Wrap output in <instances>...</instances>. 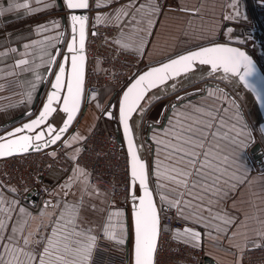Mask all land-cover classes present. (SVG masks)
Returning <instances> with one entry per match:
<instances>
[{"label":"snow or ice","instance_id":"obj_1","mask_svg":"<svg viewBox=\"0 0 264 264\" xmlns=\"http://www.w3.org/2000/svg\"><path fill=\"white\" fill-rule=\"evenodd\" d=\"M42 2L36 0L37 4ZM61 3L67 9L66 26L59 20L38 25L36 32L41 39L24 43L22 52L16 47L0 51V58L10 53L19 57L0 69V79L4 80L0 90L11 88L22 73H29L33 80L27 82V98L31 101L38 84L44 82L45 76L52 77L48 81L51 90L36 118L0 135V159L43 153L56 160L60 155L70 161L67 171L71 174L59 186L62 193L56 194L59 198L45 200L31 210L17 199L16 186L0 180V264H103L96 255L101 239L124 246L130 233L129 264H160V239L166 230L162 219L172 210L184 222L181 228L167 229L178 244L194 253H202L209 245L230 253L234 264H254L252 254L264 255V218L248 212L241 216L234 197L253 182L250 160L264 145V125L258 122L249 125L236 101L230 100L223 90L204 89L208 97L220 103L194 105L189 101L183 109L179 104L173 105L168 127L160 130L162 137H152L157 145V159L149 165L134 131L138 125L132 121L134 113L143 115L158 98L148 96L151 90L188 74L197 64L209 65L212 73H222L221 79L238 77L264 109V76L258 74L256 62L244 48L231 46L243 45L246 40L233 35L234 26L225 25L223 35L228 42L213 41L208 46L168 57L166 62L150 65L129 80L118 102V122L126 141L131 225L125 211L114 209L107 213L98 231L81 216L82 211H97L96 204L86 205L85 195L90 200L106 197L91 183V173L80 163L81 153L88 150L86 144L92 130L88 134L79 131L69 134V129L83 103L95 101L100 116L109 120L117 119L114 111L117 106L102 103V89L86 87L90 75L89 36L99 37V29L104 27L115 32L104 39L113 51L142 58L157 32L160 17H167V5L162 0H61ZM260 3L264 4V0ZM44 7L50 5L44 3ZM228 8L230 11L223 19L235 24L243 15L241 0H230ZM14 9L40 10L24 0L9 4L7 9L0 8V16ZM167 12L200 16V9L182 5L167 7ZM91 13L95 15L90 16ZM101 63L96 61L97 66ZM171 87L175 89L177 85L173 83ZM177 100L182 102L184 97L177 96ZM58 108L64 119L61 125H54L49 119ZM256 135L260 137L259 144ZM57 144L59 153L56 149L45 151ZM261 176L264 177V170ZM151 177H155L154 188L150 185ZM36 180L43 183L40 175ZM75 186L80 187L81 197L79 201H70L67 198ZM229 200L231 209L227 206ZM233 209L237 211L234 213ZM205 264L218 262L207 260Z\"/></svg>","mask_w":264,"mask_h":264},{"label":"crops","instance_id":"obj_2","mask_svg":"<svg viewBox=\"0 0 264 264\" xmlns=\"http://www.w3.org/2000/svg\"><path fill=\"white\" fill-rule=\"evenodd\" d=\"M23 2L24 0H0V8L7 9L9 4ZM28 2L32 8H39L40 10L32 12L25 9H14L13 11H5L4 15L0 16V51H4L10 47H16L22 52L24 43L31 40L41 39L42 36L36 32L38 25L47 24L52 20H59L63 26L62 15L66 12V9L61 11L59 9L57 0H43V2L40 4H37L36 0H28ZM121 2H123V0H121ZM162 2L166 3L167 7L170 8H176L177 5H182L189 9L198 8L200 9V16L192 17L185 13L167 12L166 7L165 12L167 17H160V23L157 26V32L153 36L152 43L149 45L146 53L143 56L147 67L164 62L168 57H174L175 55L182 54L187 50H193L197 46L208 45L213 41L226 43L228 42L227 38L223 35L225 25L234 26L236 31L233 33V35L238 37L244 26L249 25L250 23L251 16L246 0H241V12L243 15L242 18L235 24H233L232 21H225L223 19V16L230 11L228 8L230 0H162ZM44 3L49 4L50 7L45 8ZM94 15L95 13L90 14V16ZM244 16H246L247 19H244ZM189 20L192 21L191 24L188 23ZM17 58L19 57L11 53L7 57L0 58V69H4L6 66L11 65ZM40 71L43 73L44 69L41 68ZM32 80L33 77L31 74L22 73L18 77V82L12 85L11 88L6 86L5 90H0V127L9 121H12L13 119L20 117L21 115L28 112L29 109H31L42 85L38 84L36 90L32 93V100L29 101L27 98V92L29 90L27 82ZM201 82L202 85H204L206 82L211 81H201L197 79V76L194 77L190 75L187 78L173 81L170 83V85L160 88L149 95H155L158 98L151 102V106L143 114V121L145 124L142 123L138 128L141 144L143 145V155L147 159L149 165H152L157 159V145L152 140V137L154 135L162 137L163 133L160 131L161 128H154L150 132V139L149 142H147L145 133L146 123L149 122L158 126L162 125L163 117L166 114L165 106L173 102L166 101L158 111H155V108L157 107L156 105H158L161 101H165L166 98L169 97L175 99L181 93L190 91V88L196 85V83ZM0 83H4V80L0 79ZM173 83L177 85L175 89L171 87ZM193 89L196 90L199 88H195L194 86ZM200 90L202 93L203 89ZM102 91V103L106 105V101L108 100L107 95L111 94V92L115 93L116 89L114 87H105L102 88ZM232 95L237 100L235 94L232 93ZM236 95L238 96V94ZM228 98L232 100L229 96ZM185 99L186 100L180 104L181 109H183V107L187 105L189 101L193 102L198 99L204 104L215 103L214 99L208 97L206 93L201 96H193L192 98L187 97ZM95 104V101L90 102L88 109L89 113L87 112L85 114L76 131H79L82 134H88L90 129L92 131L94 129H111L109 122L103 120L100 116ZM172 116L173 110L170 113L164 128L168 127V121L172 118ZM249 124L251 125L250 121ZM13 127L14 126L8 127L3 131H0V135L12 129ZM160 159L163 160V153H160ZM250 164L253 168L251 173L253 182L249 187L241 189V191L234 198L237 200V209L240 211L241 216L244 212H248L250 215H259L261 218H264V177L261 176V170L258 169V167H255L251 161ZM67 170L68 169H61L58 167H54L50 170L48 177L45 179V183L52 187L51 193H53V195H48L46 198L40 197L38 201H34L33 199L24 201L18 196L17 199H20L31 210L35 208L36 205L42 204L45 200L59 198V196L56 195L57 193H60L59 186L63 184L67 180L68 175L71 174ZM151 184L154 188L155 177H151ZM101 192L106 194L103 191ZM60 195H62V193H60ZM80 197V187L75 186L72 189V194H70L67 199L70 201H79ZM84 199L86 205L92 203L96 204L97 211H82V219L89 226L99 231L101 225H103L105 222L107 213L111 210H114L113 208H110L109 197L106 194V197L101 196L99 199L90 200L85 195ZM231 203V200H229L227 204L230 209ZM237 209H233L232 211L235 213ZM118 210L125 211L124 209ZM127 214L128 223L130 225L131 213ZM253 224L255 225V221H253ZM224 245L227 247L226 241L224 242ZM203 252L205 258L217 261L218 264H234V257L230 253L223 250L206 245Z\"/></svg>","mask_w":264,"mask_h":264},{"label":"built area","instance_id":"obj_3","mask_svg":"<svg viewBox=\"0 0 264 264\" xmlns=\"http://www.w3.org/2000/svg\"><path fill=\"white\" fill-rule=\"evenodd\" d=\"M246 1L251 16L250 23L244 26L238 37L246 40L241 47L251 50L260 66L263 63L261 69L264 73V4L259 5L260 0ZM89 27L91 28V24ZM99 31L101 33L99 37L89 36L87 52L90 75L86 87L100 89L114 87L120 94L129 80L147 69V66L143 57L137 58L129 53L121 55L104 43L105 36L110 38L115 32L104 27ZM249 36L251 39H248ZM97 60L103 63L97 66ZM113 73L114 75H111ZM86 147L88 150L81 153L80 163L91 173V183L108 195L110 208L124 209L130 214V201L127 199V152L120 145L118 135L113 129H94ZM56 150L59 153L60 148ZM54 167L69 169L70 161L60 155L56 160H52L43 153L10 157L0 160V180L16 186L21 200H27L29 192L34 190L40 194V197L46 198L49 192H52V187L45 183V179ZM37 175L43 177V183L36 180ZM162 225L166 230L162 232L160 239V264H205L204 252H192L173 240L172 233L167 231L184 226V222L177 219L175 210L164 216ZM100 244L101 247L98 248L96 255L103 264L127 263L129 252L126 245L117 246L104 239H101ZM250 259L254 264H264V255L259 252L252 254Z\"/></svg>","mask_w":264,"mask_h":264},{"label":"water","instance_id":"obj_4","mask_svg":"<svg viewBox=\"0 0 264 264\" xmlns=\"http://www.w3.org/2000/svg\"><path fill=\"white\" fill-rule=\"evenodd\" d=\"M58 2V5H59V9L61 11H63L64 8L62 3H61V0H57ZM259 5H262L260 2H258ZM62 21H63V26H66L68 21H67V9H66V12L62 15ZM220 43H225V42H220ZM209 45V44H208ZM208 45H205V46H208ZM231 46H239L237 44H232ZM241 47V46H240ZM244 48V47H242ZM196 49V48H195ZM193 49V50H195ZM248 53L249 55H251L254 59V61L256 62L257 64V72L260 76H264V73L261 69V66L259 65V63L257 62V60L254 58V56L252 55V53L244 48ZM183 54V53H182ZM166 62V61H164ZM155 66V65H153ZM202 68H207L210 70L211 72V68L209 65H199L197 64L194 69L189 72L188 74H182L180 77H177L175 78V81L178 80V79H184V78H187L188 76H190L191 74L197 72L198 70L202 69ZM147 70V69H145ZM144 70V71H145ZM212 73V72H211ZM233 79H235L238 84L240 85V87L242 88V90L244 91L243 93L245 94H248L250 95V97L253 99V101L255 102L256 106H257V109H258V112H259V115H260V122H259V125H264V109H262L260 107V105L258 104V102L256 101L254 95L249 92L247 89H245L243 87V84L239 81L238 77H232ZM52 79V77H48V76H45V80L44 82L42 83L41 87H40V90L37 94V97L31 107V109H29L28 112H26L25 114L21 115L20 117H17L15 119H13L12 121H9L8 123L2 125L0 127V131H3L4 129L8 128V127H12L14 126L12 129L8 130V131H11L13 130L14 128L16 127H21L23 124L25 123H28L31 119H34L36 118V116L39 114V111L42 109V106L43 104L45 103L46 101V98H47V93L51 90V87H50V83H48V81ZM173 80H169L166 85H162V86H159L157 89H153L151 90L149 93H148V96L160 89V88H163V87H166L168 85H170V83H172ZM208 88H219L221 90H223L224 93L227 94V96H229L232 100H235L237 105L239 106V109L243 115V117L245 118L246 122L249 124V121H248V118L244 112V109L242 107V105L235 99V97L232 95V93L230 91H228L227 89L221 87L220 85H216V84H213V83H207L204 85V88H203V92L201 93V90L200 89H194V90H190V91H187L185 93H181L180 97H184V100H186L185 98L189 97V98H192L193 96L196 97V96H201L203 94H205V91L204 89H208ZM122 95V92L120 94H118L117 92H115L111 99H110V105H115L117 106L116 109H114V111L116 112V115H117V119H112V120H109L107 119L106 117H102L103 120H106V121H110L113 123V130L114 132L118 135V141L120 143V145L125 148L126 150V141L124 140V137H123V131H122V127L119 125V122H118V102H119V99ZM184 100L182 102H184ZM181 101H178L177 100V97L175 98V102L169 104V105H166L165 106V111H166V114L164 115L163 117V122H162V125L158 126L156 124H153V123H147V125L145 126V133H146V141L149 142V139H150V132L154 129V128H162L164 127V125L166 124L167 120H168V117L170 115V113L172 112V106L173 105H177V104H181L182 103ZM89 104L90 102H86V103H83L82 106H81V111L76 119V121H74L72 127L69 129V134H71L72 132L76 131V129L78 128L80 122L82 121V119L84 118L85 114L88 112V109H89ZM35 114V115H33ZM33 115V116H32ZM140 114L139 113H134L133 114V118H132V121L135 122V120L137 119V116H139ZM32 116V117H31ZM64 119V114L62 112L59 111V108L57 109V112L53 114L52 117H50L49 119V122L50 123H53L54 125H61L62 123V120ZM250 125V124H249ZM140 126V124L138 125ZM135 131V130H134ZM5 134L2 133L1 135ZM136 138L138 139V141L141 143V139H140V135L139 133L136 135ZM256 143H257V136H256ZM259 144V143H257ZM57 148H60V145L57 144V145H54L52 146V148H49V149H46L45 151H52L53 149H57ZM251 151V150H249ZM264 152V149L261 145V149L259 152H257L255 154L254 157L251 158V163L255 166V167H258V169L260 170H264V156L261 155V153ZM142 153H143V150H142ZM144 157V155H143ZM256 157H260V158H256ZM3 159H6V158H3ZM3 159H0V160H3ZM144 159H146L144 157ZM147 160V159H146ZM150 185L152 186L151 184V178H150ZM31 194L27 196V200L28 199H33L34 201H38L39 198H40V194L37 192V191H32L30 192ZM131 225V224H130ZM127 246V249H128V252H129V257L127 259V264H129V258H130V253H131V249H132V238H131V233L129 235V241L128 243L126 244ZM207 260H211L209 258H205V262Z\"/></svg>","mask_w":264,"mask_h":264},{"label":"rangeland","instance_id":"obj_5","mask_svg":"<svg viewBox=\"0 0 264 264\" xmlns=\"http://www.w3.org/2000/svg\"><path fill=\"white\" fill-rule=\"evenodd\" d=\"M233 44H235V43H233ZM237 45H240V44H237ZM258 61H259V58H258ZM260 64H261V62H260ZM262 65H263V63L261 64V66ZM210 81L211 82H206L205 84H207V83L217 84V85H220L221 87H224L225 89L230 90L231 93L235 94L237 100L242 105V107L244 109V112H245L248 120L250 121L251 125H256L257 122L258 123L260 122V115H259L257 106H256L255 102L253 101V99L250 97V95L243 93L241 90H236L237 91L236 92L233 87H230L231 85H228L226 82H224L222 80L211 79ZM204 85H202V82H201V83H196V85H194V86H195V88L197 87L199 89H203ZM194 86L191 87L190 89L194 90L193 89ZM103 88H105V87H103ZM239 93H243V95H240ZM111 94H114V93L111 92ZM111 94H108L109 96L107 95L108 100L106 102H108L111 99V97H112ZM236 94H238V96ZM239 95H240V97H239ZM166 101L175 102V99H173L172 97L166 98L165 101H161L158 105H156L157 107L155 108V111H158L163 106V103H165ZM214 101H215V104H219L220 103V101H218V100H214ZM191 104L199 105V104H204V103L201 100L198 99V100H195V101L191 102ZM225 106H227V104ZM135 125H137V124H135ZM110 128L113 129L111 124H110ZM134 130H135V133L137 135L138 134V126L135 127ZM257 131H258V129H257ZM256 136H257V143H260L259 135H256ZM262 147L264 149V145H262ZM148 155H149V150H148Z\"/></svg>","mask_w":264,"mask_h":264},{"label":"trees","instance_id":"obj_6","mask_svg":"<svg viewBox=\"0 0 264 264\" xmlns=\"http://www.w3.org/2000/svg\"><path fill=\"white\" fill-rule=\"evenodd\" d=\"M249 51L252 53L251 50H249ZM252 55H253V53H252ZM200 70H198L197 72L191 74V76H194V77L197 76V79L201 80V81L202 80L216 79V80H223L224 82H230L229 79L232 78V77H229V79L225 80V79H221V77L223 75L222 73H211L210 70L207 69V68H202V71H200Z\"/></svg>","mask_w":264,"mask_h":264},{"label":"flooded vegetation","instance_id":"obj_7","mask_svg":"<svg viewBox=\"0 0 264 264\" xmlns=\"http://www.w3.org/2000/svg\"><path fill=\"white\" fill-rule=\"evenodd\" d=\"M200 71H202V69H201ZM229 81H230V82H226V83L229 84V85H231L235 90H241L242 92H244V91L242 90V88L238 85V82H237L235 79L230 78ZM240 94L243 95V93H240ZM107 105H110V100L107 102L106 106H107ZM108 122H109V123L111 124V126L113 127V123L110 122V121H108ZM134 123L137 124V125H139V124L141 125L142 123L145 124V122L143 121V115H139V116H137V119L135 120ZM147 123H149V122H147ZM147 123H146V125H147ZM138 128H139V126H138Z\"/></svg>","mask_w":264,"mask_h":264},{"label":"bare ground","instance_id":"obj_8","mask_svg":"<svg viewBox=\"0 0 264 264\" xmlns=\"http://www.w3.org/2000/svg\"><path fill=\"white\" fill-rule=\"evenodd\" d=\"M217 85V84H216ZM89 113V112H88Z\"/></svg>","mask_w":264,"mask_h":264}]
</instances>
